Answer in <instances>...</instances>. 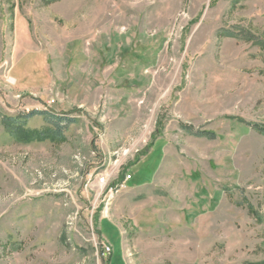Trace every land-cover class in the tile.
Here are the masks:
<instances>
[{"label":"rangeland","instance_id":"obj_1","mask_svg":"<svg viewBox=\"0 0 264 264\" xmlns=\"http://www.w3.org/2000/svg\"><path fill=\"white\" fill-rule=\"evenodd\" d=\"M261 40L264 0H0V264H264Z\"/></svg>","mask_w":264,"mask_h":264},{"label":"trees","instance_id":"obj_2","mask_svg":"<svg viewBox=\"0 0 264 264\" xmlns=\"http://www.w3.org/2000/svg\"><path fill=\"white\" fill-rule=\"evenodd\" d=\"M261 43L264 42L261 40ZM34 115H41L44 118V120L51 126L44 130L27 129L24 126V122L27 120V118ZM73 121L74 119L67 115L55 114L48 110L36 109L26 114H21L18 117H12V116L5 117L2 120V124L5 126V128L8 130L10 134L20 137L21 139H23V141L45 140L47 138H52L54 140L56 139L61 140L63 139L64 131ZM250 125H252L258 132L264 134V124L252 123ZM199 135L214 137V134L209 131H203ZM123 178L121 180H123Z\"/></svg>","mask_w":264,"mask_h":264},{"label":"built area","instance_id":"obj_3","mask_svg":"<svg viewBox=\"0 0 264 264\" xmlns=\"http://www.w3.org/2000/svg\"><path fill=\"white\" fill-rule=\"evenodd\" d=\"M130 179H131V175H130V174H126V175L124 176L123 180H121L119 186L122 187V188H123V187H127V182H128ZM99 182H100L101 184L105 185L106 182H107L106 177H105V176H101V177L99 178Z\"/></svg>","mask_w":264,"mask_h":264}]
</instances>
